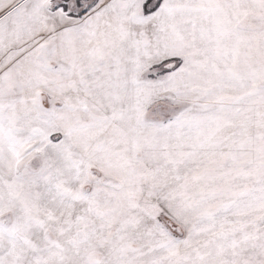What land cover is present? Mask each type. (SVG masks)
<instances>
[{"label": "snow or ice", "instance_id": "snow-or-ice-1", "mask_svg": "<svg viewBox=\"0 0 264 264\" xmlns=\"http://www.w3.org/2000/svg\"><path fill=\"white\" fill-rule=\"evenodd\" d=\"M0 264H264V0H0Z\"/></svg>", "mask_w": 264, "mask_h": 264}]
</instances>
